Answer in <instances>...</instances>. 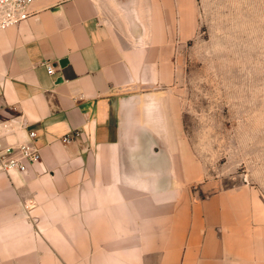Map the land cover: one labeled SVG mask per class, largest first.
<instances>
[{
	"label": "crops",
	"instance_id": "obj_1",
	"mask_svg": "<svg viewBox=\"0 0 264 264\" xmlns=\"http://www.w3.org/2000/svg\"><path fill=\"white\" fill-rule=\"evenodd\" d=\"M208 1L68 0L0 31V136L41 155L0 174V264H264V196L206 177L175 93Z\"/></svg>",
	"mask_w": 264,
	"mask_h": 264
},
{
	"label": "rangeland",
	"instance_id": "obj_2",
	"mask_svg": "<svg viewBox=\"0 0 264 264\" xmlns=\"http://www.w3.org/2000/svg\"><path fill=\"white\" fill-rule=\"evenodd\" d=\"M177 57L175 93L206 177L264 196V0H209Z\"/></svg>",
	"mask_w": 264,
	"mask_h": 264
},
{
	"label": "built area",
	"instance_id": "obj_3",
	"mask_svg": "<svg viewBox=\"0 0 264 264\" xmlns=\"http://www.w3.org/2000/svg\"><path fill=\"white\" fill-rule=\"evenodd\" d=\"M68 0H0V31L25 21L37 12L34 6L51 7L60 5ZM47 72H53L50 64ZM8 121H1L0 128L8 131ZM79 131L65 134L61 137L63 142H68L77 137ZM3 136V137H2ZM0 136V174L22 175L30 165L40 161V149L35 144V132L29 131L27 137L21 141H8L5 134Z\"/></svg>",
	"mask_w": 264,
	"mask_h": 264
}]
</instances>
